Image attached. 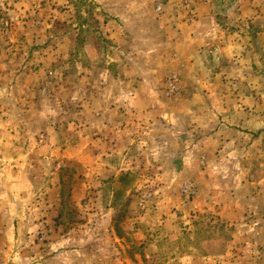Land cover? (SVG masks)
I'll return each instance as SVG.
<instances>
[{
  "label": "rangeland",
  "instance_id": "374dc122",
  "mask_svg": "<svg viewBox=\"0 0 264 264\" xmlns=\"http://www.w3.org/2000/svg\"><path fill=\"white\" fill-rule=\"evenodd\" d=\"M0 264H264V0H0Z\"/></svg>",
  "mask_w": 264,
  "mask_h": 264
}]
</instances>
